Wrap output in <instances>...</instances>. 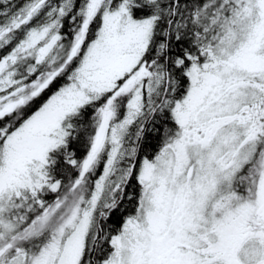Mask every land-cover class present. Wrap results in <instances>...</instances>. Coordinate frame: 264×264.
Returning a JSON list of instances; mask_svg holds the SVG:
<instances>
[{"label": "snow or ice", "instance_id": "snow-or-ice-1", "mask_svg": "<svg viewBox=\"0 0 264 264\" xmlns=\"http://www.w3.org/2000/svg\"><path fill=\"white\" fill-rule=\"evenodd\" d=\"M0 264H264V0H0Z\"/></svg>", "mask_w": 264, "mask_h": 264}]
</instances>
